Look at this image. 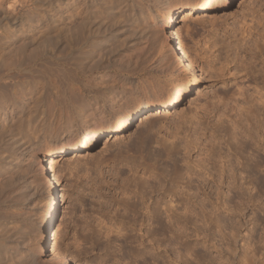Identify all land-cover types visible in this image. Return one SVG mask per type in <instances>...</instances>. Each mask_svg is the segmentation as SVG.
Returning a JSON list of instances; mask_svg holds the SVG:
<instances>
[{
    "label": "rangeland",
    "instance_id": "374dc122",
    "mask_svg": "<svg viewBox=\"0 0 264 264\" xmlns=\"http://www.w3.org/2000/svg\"><path fill=\"white\" fill-rule=\"evenodd\" d=\"M137 1L142 3H140L142 11L138 15L131 11L126 12L121 18V23L115 25L106 33L105 38L101 39L103 48L97 53L98 55L92 52L78 56L79 48L68 45V34L64 30L65 26L59 23L62 20L57 11L53 15L48 14L58 10V7L59 10L63 9L66 0L50 2V7L39 6L43 10L37 11L41 20L30 28L26 22H23L17 28L18 38L14 41L11 37L12 27L9 26L2 31L4 38L0 36L2 40L0 54L3 51L1 55L3 59L5 57V62L0 60V81L3 83L0 82V85L8 86L6 88L16 84L20 89L26 87L24 102L20 104L23 106V112L19 113L22 122L17 124L16 119L8 122L9 131L11 128L17 130L18 133L14 131L18 134L15 140H18L19 144L9 141L5 146L3 139L0 140V232L2 231L0 235L13 226L23 231V235L27 234L21 246L22 254L19 252L20 256L18 255L19 259H23L32 250L41 254L40 236L35 229L43 202L42 186L45 181L44 175L38 169L39 161L43 159L40 148L51 142L85 136L93 126L92 118L103 117L105 122L96 123L102 128V124L118 118L125 109L138 108L158 93L165 92L174 79L185 77L183 72L176 69L170 68L165 71V66L162 71L158 70L159 73L166 72L162 76L157 75L154 70L157 68V60L162 55L165 59L169 54L163 47V32L159 23L161 10L169 4H177V8L191 4L182 5L188 0ZM46 7L53 9L52 12H48ZM194 18L178 21L175 24V30L180 38L179 45L186 49L196 62V83L183 92L178 106L168 110L167 115L160 119V123L148 129L144 126L139 127L137 125L139 120L134 119L136 124L132 130L124 132L120 140H114L106 147L103 146V137L107 132H103L92 154L82 153L80 158L70 157L69 162L72 161L70 164L67 160H63L57 165L54 184L59 202L56 217L60 231L58 243L68 262L169 264L171 261L168 256L171 254V249H177L183 254L184 246L196 244L194 253L198 262L239 264L243 253V241L250 236L254 244L260 235L264 234V166L253 169L250 173H244V177L248 175L254 182V186L249 190L242 191L239 187L228 190L227 180L221 187L224 195L222 194L218 201H223L229 212L220 211L216 215L221 221V226L225 228L222 233L227 234L232 229V233L235 234L234 242L230 243V247L226 246V241L219 235L217 229L208 227L205 219L212 212V203H217L216 193L220 190L210 181L204 187L201 179H193L191 190L192 193H197V223L189 224V230L186 232L189 238L176 239L180 244L171 243L167 253L162 249L168 244L165 239L170 234L165 236L162 249L159 251H155L152 243H147V240L146 262H140V258H133L139 250H143L139 242H129L133 237L123 240L116 237L115 233L106 235L102 227L104 224L108 225L109 218L112 219L116 215L114 212L117 203L122 198L119 194V186L123 180L132 178L129 171L131 166L142 168L153 165L158 173L168 177L172 172V162L171 156L166 154L165 149L170 142H176L179 147L186 141L183 139L184 136L188 140L193 139L198 121L202 127H208L206 136H209L214 129L213 124L217 115L224 110L226 113L229 111L227 114L235 118L236 112L230 109L232 106L218 107V112L214 115L204 110L211 95L222 91V81L229 80L230 92L235 89L242 90L244 93L242 96L247 101L251 98L252 100L259 98L253 90L252 77L260 81L259 87H264L263 76L260 74L262 64L258 60L255 64H249L253 62L252 59L250 60L251 53H246L244 64L251 67L248 69L250 71L255 69L253 73L248 70L239 71L236 67L238 62H230L228 71L225 69L224 72H220L216 69L220 66L219 61L223 62L227 50L232 49L227 47L228 45L237 44L241 46L240 50H243L245 42L251 44L261 34L264 35V0H241L223 11L204 12ZM82 51L89 50L83 47ZM233 56L234 54L231 53L228 60L230 61ZM239 60L240 58L237 59ZM208 63L213 64L218 74L214 75L209 71ZM244 86L249 87L244 90ZM261 94L264 95V92ZM262 98L260 104L262 100L264 102V96ZM258 107L263 108L264 103ZM13 125L18 127L14 126V128ZM223 125L226 126L228 133L232 131L229 124ZM142 130L144 135L140 136ZM176 134L178 135L175 136ZM197 143L196 148L194 146L191 148L190 161L199 158L201 148L205 144L204 138L198 139ZM22 144L23 148L20 147ZM219 147L221 152H227L223 143ZM234 148L242 153L239 159L240 165L236 167L238 170L242 166L252 167L255 164L256 153L249 146L240 148L235 143ZM232 152L229 151V155L233 158ZM261 152V156L264 157ZM181 156L182 154L179 157ZM56 159L59 161L60 157ZM138 175L141 176V171ZM256 179L261 181L260 184ZM246 180L248 181L249 178ZM238 185L239 182L236 186ZM209 186L211 190L207 188ZM204 190L210 193V198L208 201L203 200L202 206ZM249 194L255 198L260 195L259 199H255L258 201L254 206L246 204ZM201 208L204 216L200 214ZM100 222L102 226L99 225ZM231 223L232 228L228 226ZM204 228L209 231L203 232ZM191 230L193 234L190 233ZM204 234H209L208 243H204L202 239ZM212 244L214 246H211ZM252 248L257 249L252 263L264 264L261 255L263 250L256 243ZM39 259H42L40 255ZM187 259L193 260L189 256Z\"/></svg>",
    "mask_w": 264,
    "mask_h": 264
},
{
    "label": "bare ground",
    "instance_id": "6f19581e",
    "mask_svg": "<svg viewBox=\"0 0 264 264\" xmlns=\"http://www.w3.org/2000/svg\"><path fill=\"white\" fill-rule=\"evenodd\" d=\"M56 1L57 0H0V36L4 38V36H2V31L10 26L13 28L11 37L13 41L16 40L18 38L17 28L21 26L23 22H26L30 28L34 26L35 22L41 20V18L39 19L40 13L37 11L43 10L39 6L47 5V7H50V2L55 3ZM239 1L241 0H201L199 2H196V0H188L182 3L183 6L191 4L187 7L177 8V4H169L161 10L159 23L161 24V31L163 32V47H165L164 49H166L169 54L165 56V59L162 55L161 58L157 60V68L154 72L162 76L166 73L165 71L167 69L171 68L172 70L176 69L177 71L183 72L185 77L177 80L174 79V83L171 82L165 89V92L162 91L158 93V95L150 100L143 102L138 108L125 109L118 118L112 121H106L107 124H102V128H99V124L96 123L105 122L104 118H92L93 128L91 127L88 134L85 136L71 137L65 140L51 142L40 148V154L43 159H41L39 165H37L38 169L44 175L45 184L43 183L42 186V194L44 192V197L35 229L40 236L39 249L41 254L36 250H32L27 253L23 259H19L18 255L19 252H21V246L25 242L27 234L23 235V231L15 229V226L12 228L8 226L10 229L7 227L8 229L0 235V264H79L76 262H68L64 258L65 255H63L58 243V240H60V231L56 223V217L59 202L55 194L54 184L57 165L63 160L69 162L71 160L70 157L80 158L82 157V153L92 154V152L96 150L97 146H94L100 140V136L103 132H107L103 137V146L106 147L112 141L120 140L124 132L132 130L137 120H139L137 125L139 127L144 126L145 129L154 127L160 123V119L167 115L168 110L178 106L182 99L183 92L196 83V62L190 54L186 52V49L179 45L180 38L175 30L176 22L187 21L190 18L195 19L194 17L197 18L200 13L204 12L215 13L223 11ZM140 3L141 2L137 0H66L65 7L61 10H59L58 7V10L52 12L53 9L46 8L48 12H52L48 13L50 15H53L57 11L62 20L59 21V23L65 26L64 30L68 34V45L71 47H78L80 52L78 56L81 57L92 52L97 54L101 51L103 48L101 47V42L103 41H101V39L105 38L106 33L113 29L115 25L121 23V18L124 17L126 12L131 11L138 15L142 11V3ZM261 35L251 44L245 42L243 50H240L241 46L237 44L233 46L228 45L227 47H232V49L229 51L227 50L223 62L219 61L220 66L216 68L217 71L220 70V72H224L225 69L228 71L230 70L228 68L230 62H238V66H236L237 69L245 72L251 68L249 65L247 66L246 63L244 64L246 53H251L250 60L252 59L253 62L249 64H255L257 60L262 64L260 74L263 76V83L264 35ZM0 41H2L1 38ZM260 42H262V44ZM83 47H87L89 51H82ZM229 52L234 54V56L230 58L232 61L228 60L231 56ZM240 52H242L243 55ZM1 54L0 60L1 62H5V57L3 59ZM238 58H240L239 61H237ZM166 64L168 66H166ZM163 67L165 71L159 73L162 71ZM208 69L212 74H218L213 64H209ZM201 70L203 71V69ZM253 71L250 72L253 73ZM252 83H254L253 90L257 93L259 98L258 100H252L253 98H251L250 101H247L242 96V94H244L242 90L235 89L233 92H230L229 80L222 81V91L214 92L211 98L208 99L209 103L207 105L205 104L207 107H202L207 113L214 115L218 112V107L232 106L230 109L236 112L235 118L227 114L229 111L227 113L225 112L226 110L223 111V108V112L217 115L216 121L213 124L214 129L211 130L209 136H206L208 127H202L200 121H198L196 122V133L193 139L188 140V138L184 136L183 139H186V141L179 147L176 142H170L165 149L166 154L171 156L170 161L172 162V172L168 177L164 176L162 173H158L153 165L142 168L140 166L130 167L129 171L131 172L132 178L123 180L122 184L119 186V194L122 198L117 203L118 206L114 212L116 215H114L112 219L109 218L108 225H103L101 222L99 225H103L102 227L106 235L115 233L116 237L118 236L123 240H128L129 237H133L129 242H139V245L143 246V250H139L138 253L133 256L134 259L140 258V262H146L145 257L148 252L145 251V242L147 240V243H152V247L155 248V251H159V249H162V242L165 236L170 234V236L165 239L168 244L162 249L164 253H167L168 246L171 243L174 242L175 245L180 244L177 243L176 239H181L182 237L189 238L186 235V232L189 230V224L195 225L198 219V212H196L198 205L197 193L191 192L193 179H201L204 187L210 181L220 190L216 193L215 202L217 203H212V212H210L205 219L208 222V227L217 229L219 235L226 241V246L230 247V243L235 239V234L232 233V229L229 232L230 234L228 232L227 234H223L222 232H224L225 228L221 226V221L216 215V213L220 211L229 212L226 204L223 201H218L219 197L222 194L224 195V193L221 192V187L225 180H227L228 190L237 187L242 191L249 190L250 187L254 186V182L250 176L245 175L244 177V173H250L251 170L264 166V157L260 154V151H262L261 153L264 156V107H258L264 103L262 100V104H260V99H263L262 96H264L261 94L264 92V87H259L260 81L258 82L256 77H252ZM18 86L19 85L16 84L6 88L8 86L1 87L0 85V140L2 141L3 139L4 143H2L5 146L9 141L19 144V142H17L18 140H15V136L18 135L17 130L13 128L10 129L11 131L13 129L12 132L8 130V128H10L8 124L10 120L14 121L16 119L15 123L17 124L22 120L19 113L23 112V106H20V104L24 102L23 99L26 96L24 90L26 87L25 89H20ZM244 87V90H247L249 86ZM241 89H243V87ZM244 92L247 93L246 91ZM253 95L255 94L253 93ZM207 115L208 114H206V116ZM134 119L136 121H134ZM224 123L229 124L230 128H232V131H229L230 133L227 132L226 126L223 125ZM12 124L11 121V125ZM14 126L17 125H13V127ZM142 135H144L143 130L140 136ZM177 135L178 134L175 136ZM201 137L204 138L205 144L201 148L199 158L190 161L191 148L193 146L196 148L198 139ZM247 141L250 143L248 144ZM221 143L225 145L227 152H221V148L219 147ZM235 143L240 148L249 146L252 151L256 153L254 155L255 164L252 167L246 165L242 166L240 170L236 168L240 165L239 159L242 153L234 148ZM217 146L218 148H216ZM20 147L23 148V144ZM229 151H233V158L230 157ZM181 154L182 156L179 157ZM56 157H60V160L58 161ZM179 161H181L182 164L179 165ZM71 162H69V164ZM76 166L78 167V165ZM247 169H249V171H247ZM73 170H75V168ZM140 171L141 176L138 175ZM247 178H249L248 181L246 180ZM151 181L152 184H150ZM256 181L259 184L261 182L259 179H256ZM238 182L239 185L236 186ZM243 186L245 188H243ZM207 188L211 190L210 186ZM203 194L204 196L201 201L202 206L203 200L208 201L210 198V193L206 190L203 191ZM256 197L257 198L249 194L246 198L247 206L249 204H251L249 206H254L256 201H258L255 199H259L260 195ZM200 214L203 216L205 215L203 208L200 209ZM228 226H231V228L233 227L232 223L228 224ZM206 231H209V229L204 228L203 232ZM0 233H2V231ZM190 233L193 234V230H191ZM208 235L209 234L203 235L204 237L202 239L204 243H208ZM161 236H163V239L160 238ZM243 242V253L240 257L239 264H253L252 262H254L256 254L255 251L257 250L252 248L255 243L263 250L261 255L264 259V234L260 235L254 244L251 242L250 236ZM195 246L196 244L193 246H184L183 249L185 252L183 254L177 249H171V254L168 256L171 261L169 264H210V262H198L194 253ZM211 246H214V244ZM178 249L180 250V247H178ZM39 255L40 258H42L41 260L39 259ZM188 256L192 257L193 260L188 261ZM182 258L185 260H182Z\"/></svg>",
    "mask_w": 264,
    "mask_h": 264
}]
</instances>
